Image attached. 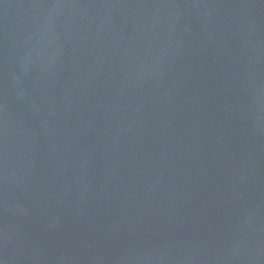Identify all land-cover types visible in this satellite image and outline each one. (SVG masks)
<instances>
[{"label":"water","instance_id":"1","mask_svg":"<svg viewBox=\"0 0 264 264\" xmlns=\"http://www.w3.org/2000/svg\"><path fill=\"white\" fill-rule=\"evenodd\" d=\"M0 264H264V0H0Z\"/></svg>","mask_w":264,"mask_h":264}]
</instances>
